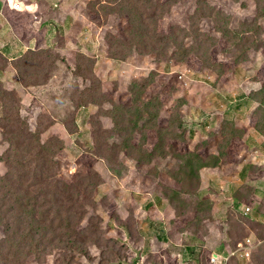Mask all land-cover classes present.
I'll list each match as a JSON object with an SVG mask.
<instances>
[{"label":"rangeland","instance_id":"obj_1","mask_svg":"<svg viewBox=\"0 0 264 264\" xmlns=\"http://www.w3.org/2000/svg\"><path fill=\"white\" fill-rule=\"evenodd\" d=\"M74 1L0 56V264H264V0Z\"/></svg>","mask_w":264,"mask_h":264},{"label":"crops","instance_id":"obj_2","mask_svg":"<svg viewBox=\"0 0 264 264\" xmlns=\"http://www.w3.org/2000/svg\"><path fill=\"white\" fill-rule=\"evenodd\" d=\"M74 0H71V3L68 6L63 7H56L53 8L50 7V5L48 4V2L44 1L42 2V6L44 8V14L43 15V19L40 22H36L34 19L30 20L29 18H27V21H29L31 24H29L30 26L35 27V30H40L42 28L47 27V34H30L31 31L29 30L28 34H25L22 36L20 35H16L14 28H15V23L14 21H12L11 16L12 14L8 15L10 20L12 21V23H2L1 19L5 18L6 19V14H1L0 13V55L6 60V62L9 63V61L11 60H16V58H21L22 55L27 54L30 50H41L44 47L48 46L49 43L51 41H55L57 37H53V36H49V34H51L50 29H59L58 28V24H63L65 27L66 26H74L76 23V19L73 16V9L75 7V1L74 3H72ZM1 2L5 3L6 5H8L7 0H0V7L7 10H10L7 6H4L1 4ZM21 6H23L22 8L18 9L17 12L21 14H28V10L25 9V5L27 4L24 0H21ZM31 5V4H29ZM4 6V7H3ZM41 6V5H40ZM22 9V10H21ZM1 11V10H0ZM15 12V13H17ZM2 15V17H1ZM25 16V15H24ZM4 19V20H5ZM8 19V18H7ZM12 24L14 26V28L12 27ZM25 27V25H24ZM60 30V29H59ZM18 32V31H17ZM72 33H74V30L72 31ZM6 35H7V39H6ZM33 35V36H31ZM27 37V38H26ZM63 37V36H62ZM24 46H26V50H24ZM28 51V52H27ZM27 52V53H26ZM13 56V57H11ZM23 57V56H22ZM4 73L5 75H3V77H0V80H4L6 77L7 78H11L13 76V71L12 69H8V68H0V74ZM9 84V83H8ZM249 175V174H248ZM245 177V176H244ZM260 180V179H259ZM259 180H248V182H258ZM247 182V179H246ZM261 181H259L260 183ZM262 183V182H261ZM249 184V183H248ZM250 185V184H249ZM251 186V185H250ZM256 191V199H258V194L261 190V187H254Z\"/></svg>","mask_w":264,"mask_h":264},{"label":"trees","instance_id":"obj_3","mask_svg":"<svg viewBox=\"0 0 264 264\" xmlns=\"http://www.w3.org/2000/svg\"><path fill=\"white\" fill-rule=\"evenodd\" d=\"M38 51H40V50H37V51H35V50H30L27 54H25L23 57H21V58H19V59H16V60H14L13 62H15V61H19V60H21V59H23V58H25L29 53H31V52H38ZM1 56V55H0ZM2 57V56H1ZM2 59L4 60V58L2 57ZM5 61V60H4ZM43 146H45V144L43 145ZM45 147H47V146H45ZM256 196V191L254 190L252 193H251V197L253 198V200L255 201V197ZM252 199L250 200V201H248V204H251L252 202L251 201H253ZM258 200V199H257ZM253 201V202H254ZM236 202V204H237V206L238 205H241L240 204V202H238V201H235ZM251 207H254V206H251ZM249 209H250V207H249Z\"/></svg>","mask_w":264,"mask_h":264},{"label":"built area","instance_id":"obj_4","mask_svg":"<svg viewBox=\"0 0 264 264\" xmlns=\"http://www.w3.org/2000/svg\"><path fill=\"white\" fill-rule=\"evenodd\" d=\"M248 211H249V210H248ZM242 250H243V249H242ZM249 251H250V250H249V249H247V252H246V253H244V255H243V256H244V257H249V256H250V254H251Z\"/></svg>","mask_w":264,"mask_h":264}]
</instances>
